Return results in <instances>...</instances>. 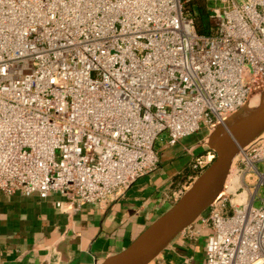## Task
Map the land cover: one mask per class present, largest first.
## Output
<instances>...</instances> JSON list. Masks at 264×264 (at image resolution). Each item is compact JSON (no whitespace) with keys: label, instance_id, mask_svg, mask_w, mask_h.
Returning a JSON list of instances; mask_svg holds the SVG:
<instances>
[{"label":"built area","instance_id":"built-area-1","mask_svg":"<svg viewBox=\"0 0 264 264\" xmlns=\"http://www.w3.org/2000/svg\"><path fill=\"white\" fill-rule=\"evenodd\" d=\"M187 1L0 0V193L55 195L66 213L106 208L156 171L158 140L215 127L264 91V0H206L219 11L207 35ZM214 157L190 156L196 174L170 192L172 204ZM240 163V185L225 194ZM261 186L264 130L236 154L188 238L205 231L202 264H264ZM179 264H196L192 251Z\"/></svg>","mask_w":264,"mask_h":264},{"label":"crops","instance_id":"crops-1","mask_svg":"<svg viewBox=\"0 0 264 264\" xmlns=\"http://www.w3.org/2000/svg\"><path fill=\"white\" fill-rule=\"evenodd\" d=\"M192 142L190 137L174 145L162 142L170 160L103 209L86 204L66 213L55 207V195L0 193V264H100L122 251L172 205L171 176L187 168L184 147ZM178 237L150 264H179L188 251L196 264L202 263L204 242L200 246L201 239L192 243Z\"/></svg>","mask_w":264,"mask_h":264},{"label":"water","instance_id":"water-1","mask_svg":"<svg viewBox=\"0 0 264 264\" xmlns=\"http://www.w3.org/2000/svg\"><path fill=\"white\" fill-rule=\"evenodd\" d=\"M220 129V126L216 127L207 144L215 152L214 159L184 195L149 224L125 249L107 257L100 264H119L134 252H138V257L129 264H150L156 259L183 229L198 219L222 190L236 154L264 130V111L237 125L218 142L216 132Z\"/></svg>","mask_w":264,"mask_h":264},{"label":"rangeland","instance_id":"rangeland-1","mask_svg":"<svg viewBox=\"0 0 264 264\" xmlns=\"http://www.w3.org/2000/svg\"><path fill=\"white\" fill-rule=\"evenodd\" d=\"M263 92L264 91H261L260 93H263ZM255 94H257V92H255L253 95H255ZM251 97L249 98V100L251 99ZM244 107H245V105L243 106V108H241L240 110H238L236 113H234V114H232L230 116H226L223 119V121L219 125H217V126H220L222 128L224 126V124H225V121L228 118L235 117V116L239 115L241 113V111L244 109ZM217 126L212 127V128H202L197 133H195L193 135H190V136H187V137H190L191 140H193V142H192L193 144L191 143V145L192 146L194 145V146H193V149L190 150V154L189 153H186V152H187V149H189L192 146L190 145V146L184 147V150L186 152L183 153V154H185V156H188V158L190 159V156H192L197 150H204V149L209 148L207 144L210 141L211 135L216 131V127ZM155 148H156L157 153H158V156H159V165H158V168H159L161 161L163 162V161H169L170 160L171 157L170 158L167 157V155L170 154V150L168 149L169 150L168 151L167 150V147H165V145H163L162 142L159 141V140L156 142ZM164 165H165V163L164 164L163 163L161 164V166H163V167H164ZM258 168H259V170H263V165L260 164ZM242 171H243V164L240 163L239 166H238V168H237V170L233 173V176L231 177V180H230L229 185H227L228 188L226 190H224V193L225 194H228L233 189L234 190H237V187L240 185V179H241L240 176L242 174ZM245 182H246L248 188L251 191H253L254 186H255V184L257 182V176H256V174L253 173L252 171L251 172H248L246 174V176H245ZM181 183L182 182H180V181L179 182H174L173 180H171L172 191L174 189H176ZM258 194H259L258 195L259 198H264V187L263 186L260 187ZM259 203H260L259 202V199L257 198V200L254 202V204L255 205H259ZM192 225H193L192 228L190 229L189 232H187L185 234V236L181 237V235H179L178 240L183 241V239H186L188 241V238H191V237L194 238V236H191V233H192V235H195V233L197 232V228L198 229L200 228L199 227V217H198V219ZM200 233H201L200 234L201 241L199 242V245L201 246L202 243L205 241V235H206V233H205V231L203 233L200 231ZM199 255L200 256L202 255V251L200 252ZM197 264H202L201 261H200V259H199V262H197Z\"/></svg>","mask_w":264,"mask_h":264},{"label":"trees","instance_id":"trees-1","mask_svg":"<svg viewBox=\"0 0 264 264\" xmlns=\"http://www.w3.org/2000/svg\"><path fill=\"white\" fill-rule=\"evenodd\" d=\"M199 34L207 35L216 30L218 23L219 11L217 8L210 6L206 0H188L184 6ZM196 174L188 168L183 169L177 174L171 176L174 182H183L190 175Z\"/></svg>","mask_w":264,"mask_h":264},{"label":"bare ground","instance_id":"bare-ground-1","mask_svg":"<svg viewBox=\"0 0 264 264\" xmlns=\"http://www.w3.org/2000/svg\"><path fill=\"white\" fill-rule=\"evenodd\" d=\"M264 111V92L263 93H257L251 97V99L246 103L244 109L241 111V113L235 117H230L225 121L224 126L216 132V140L218 142H221L230 132L233 128H235L237 125L241 124L245 120L251 117H255L261 112ZM228 177V174L225 178V181ZM225 181L222 185V187L225 184ZM138 257V252H134L130 254L128 257H126L124 260H122L119 264H129L133 259Z\"/></svg>","mask_w":264,"mask_h":264}]
</instances>
